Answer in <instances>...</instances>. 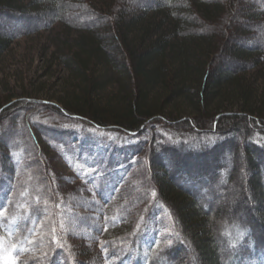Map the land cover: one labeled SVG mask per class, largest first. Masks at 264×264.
<instances>
[{"label": "trees", "instance_id": "trees-1", "mask_svg": "<svg viewBox=\"0 0 264 264\" xmlns=\"http://www.w3.org/2000/svg\"><path fill=\"white\" fill-rule=\"evenodd\" d=\"M74 4L80 11L72 21L88 20V36L80 51L63 55V63L88 85L82 101L68 108L75 115L57 109L74 120L127 134L156 117L170 127L164 151L181 173L167 174L169 164L157 167L166 175L156 200L170 219L175 244L147 264H264V210L258 227L242 213L228 215L223 204L234 196L252 205L264 201V112L253 106L242 79L263 61L264 43L240 44L255 24L264 32V0H92L90 5L88 0H0V18L53 22L65 18ZM94 24L106 30L99 33ZM232 24L237 28L230 32ZM13 35L0 33V58ZM90 63L101 69L100 77ZM112 80L122 95L121 112L98 103V92ZM231 88L241 92L243 108L210 115V107ZM158 89L166 95L160 106L150 102ZM178 100L195 115L184 119L164 108ZM18 105H2L0 118ZM223 157L228 161H220ZM208 159L210 167L198 165ZM250 214L260 216L256 209ZM145 231L135 236L133 264H142Z\"/></svg>", "mask_w": 264, "mask_h": 264}, {"label": "rangeland", "instance_id": "rangeland-1", "mask_svg": "<svg viewBox=\"0 0 264 264\" xmlns=\"http://www.w3.org/2000/svg\"><path fill=\"white\" fill-rule=\"evenodd\" d=\"M66 10L65 18L53 22L45 17L0 18V33L15 34L0 58V107L19 101L0 118V264H133L134 239L143 229L141 260L147 264L175 244L170 219L156 200L164 175L181 173L164 151L170 145V127L156 117L127 134L74 120L57 109L75 115L68 108L82 101L88 85L63 63V55L80 51L89 21H72L80 11L77 4ZM256 26L240 44L248 48L264 43V32ZM236 28L232 24L227 30ZM97 29L101 33L106 27ZM262 60L242 79L252 92L253 106L259 104L264 112V103H259L264 101ZM92 69L101 76L100 68ZM240 93L225 90L207 112L239 111ZM97 99L103 108L121 109L122 95L113 80ZM164 99L165 91L158 89L150 102L160 106ZM165 107L184 119L195 115L182 100ZM209 162L198 165L208 168ZM162 163L170 166L166 173L157 169ZM223 204L230 216L242 213L249 222H262L264 201L253 206L234 196ZM253 209L258 220L250 214Z\"/></svg>", "mask_w": 264, "mask_h": 264}]
</instances>
